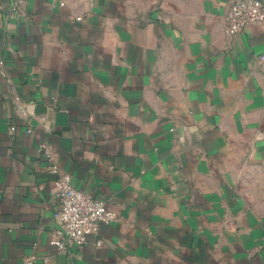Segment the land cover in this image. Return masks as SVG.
<instances>
[{
  "label": "crops",
  "instance_id": "crops-1",
  "mask_svg": "<svg viewBox=\"0 0 264 264\" xmlns=\"http://www.w3.org/2000/svg\"><path fill=\"white\" fill-rule=\"evenodd\" d=\"M232 1L0 0V264H264V27L225 37ZM53 166L115 215L71 254Z\"/></svg>",
  "mask_w": 264,
  "mask_h": 264
},
{
  "label": "built area",
  "instance_id": "built-area-1",
  "mask_svg": "<svg viewBox=\"0 0 264 264\" xmlns=\"http://www.w3.org/2000/svg\"><path fill=\"white\" fill-rule=\"evenodd\" d=\"M61 5H64L61 2ZM24 0H12L11 17L22 12ZM264 27V0H233L224 16L222 30L228 39L239 36L247 27ZM264 62V54L261 56ZM40 148L47 154L50 147ZM51 172L58 175L55 181L57 207L53 213L56 230L50 245L59 254H71L84 247L87 237L97 235L102 224H110L115 215L105 200L94 198L73 186L69 173L53 166ZM101 245V241L98 242Z\"/></svg>",
  "mask_w": 264,
  "mask_h": 264
}]
</instances>
